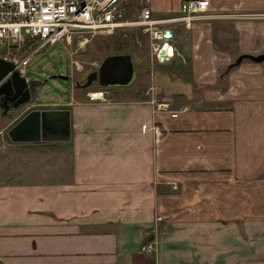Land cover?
<instances>
[{"label": "crops", "instance_id": "crops-1", "mask_svg": "<svg viewBox=\"0 0 264 264\" xmlns=\"http://www.w3.org/2000/svg\"><path fill=\"white\" fill-rule=\"evenodd\" d=\"M181 1L150 7L178 15ZM206 1L216 17L264 10ZM214 20L232 27L235 58L264 53V23ZM214 20L168 27L174 53L158 63L188 66L185 78L150 68L144 92L29 99L66 113L69 137L0 151V264H264V63L228 68ZM147 237L153 250L141 253Z\"/></svg>", "mask_w": 264, "mask_h": 264}, {"label": "rangeland", "instance_id": "rangeland-1", "mask_svg": "<svg viewBox=\"0 0 264 264\" xmlns=\"http://www.w3.org/2000/svg\"><path fill=\"white\" fill-rule=\"evenodd\" d=\"M145 4V0H130L128 3L122 5L120 10L124 25L114 28L109 34L95 35L92 38H87L85 42H82L79 37L75 36L68 42L64 40L59 45L45 46L38 50L23 65V76L37 81V85L32 89L34 96L30 93V100H33L32 102L35 105L43 102H52L51 100L57 98L65 102V100L70 98L72 92L77 91V89H79L78 93H82V95H86L88 92H97L99 94L100 91L101 99L107 96L110 98V96L117 95L119 91L122 94L125 92L129 94L137 90L144 92L149 86V82L148 77H141V74L146 72V75H149L150 68L155 72L161 73L169 71L173 77H176L178 73L184 76V78L189 76L188 66H184V70L180 68L177 72V66L173 65V63L160 64L154 59L149 34L136 24L139 11ZM146 5L150 7V0H147ZM174 10L176 11V9H172L169 12L159 13L151 8V14L153 19L163 21L160 24L163 27L170 26L172 29L180 28L179 31L185 30L179 22L170 21L177 15ZM216 16L209 14L195 22L222 19L250 22L253 24L252 27L256 26L255 23H264V10L232 12L227 15ZM211 26L213 28V41L215 46L222 48L219 50L220 52L233 56V61L237 50L228 48L232 44L230 45L227 40L228 37L230 41L231 36L229 33L232 27L228 23H221L217 20H214ZM191 28L189 27L188 29ZM23 36L27 38L25 34ZM34 43L30 42L28 45ZM27 52L26 49H23L16 57L20 60ZM4 53L5 50L0 49V57L4 56ZM120 54L130 56L136 75L135 79L128 85L121 87H103L96 80H91L86 85L87 77L92 72L97 71V68L106 57ZM59 76L66 77V79L58 78ZM40 85L42 86L41 88H39ZM27 87L31 88L30 84ZM129 90L130 92H128ZM171 98H173L171 100L175 105L183 104L181 98L175 95L173 97L171 96ZM31 106V103H27L5 114H1L0 109V151H4L5 145L10 144V140L6 134L7 130L30 111L32 109ZM11 155L14 157V152Z\"/></svg>", "mask_w": 264, "mask_h": 264}, {"label": "built area", "instance_id": "built-area-1", "mask_svg": "<svg viewBox=\"0 0 264 264\" xmlns=\"http://www.w3.org/2000/svg\"><path fill=\"white\" fill-rule=\"evenodd\" d=\"M129 1L0 0V49L5 50L2 58L13 62L19 75L23 76V65L41 48L59 45L64 40L68 42L75 36L85 42L87 38L109 34L114 28L124 25L120 9ZM145 2L147 4V0ZM146 4L141 7L136 24L149 34L154 59L163 63L174 53L170 43L171 30L160 25L162 20L153 19ZM207 5L206 0H182L178 5V15L170 21L189 28L193 21L206 16ZM30 42L37 43L19 60L16 55ZM161 47H164L162 53ZM175 116L171 114V117ZM151 132L154 138L161 135L155 125L151 127ZM152 246L153 240H148L140 245L139 251L148 253L153 250Z\"/></svg>", "mask_w": 264, "mask_h": 264}, {"label": "water", "instance_id": "water-1", "mask_svg": "<svg viewBox=\"0 0 264 264\" xmlns=\"http://www.w3.org/2000/svg\"><path fill=\"white\" fill-rule=\"evenodd\" d=\"M166 31L170 34L169 30ZM160 51L164 52V47H161ZM243 59L264 63V53L259 55L240 54L228 65V68L238 65ZM133 74L134 69L129 55H111L102 61L96 72H92L87 77L86 85L91 80H96L103 87L126 86L133 80ZM58 78L66 79L63 76ZM29 99L30 92L27 82L19 75L16 66L11 61L0 58L1 114H5L9 108L21 107ZM6 134L12 142L66 140L69 137L68 119L66 113L31 110L17 120Z\"/></svg>", "mask_w": 264, "mask_h": 264}, {"label": "trees", "instance_id": "trees-1", "mask_svg": "<svg viewBox=\"0 0 264 264\" xmlns=\"http://www.w3.org/2000/svg\"><path fill=\"white\" fill-rule=\"evenodd\" d=\"M34 45H35V44L27 45V46H26V50H28L30 47H33ZM28 84H30L31 89H34V86L37 85V81L29 80V81H28ZM149 239H151V237H147V238L145 239V241H148Z\"/></svg>", "mask_w": 264, "mask_h": 264}, {"label": "flooded vegetation", "instance_id": "flooded-vegetation-1", "mask_svg": "<svg viewBox=\"0 0 264 264\" xmlns=\"http://www.w3.org/2000/svg\"><path fill=\"white\" fill-rule=\"evenodd\" d=\"M28 89H29V91H30V88L28 87ZM9 97V96H8ZM10 103V102H9ZM9 103H8V105H9ZM9 110H11V108H9L8 110H7V112L9 111Z\"/></svg>", "mask_w": 264, "mask_h": 264}]
</instances>
